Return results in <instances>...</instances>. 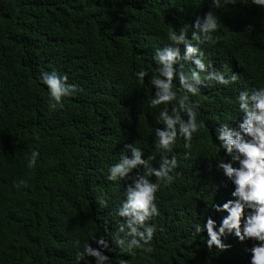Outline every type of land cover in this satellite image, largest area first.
<instances>
[{"label":"trees","instance_id":"16d2710c","mask_svg":"<svg viewBox=\"0 0 264 264\" xmlns=\"http://www.w3.org/2000/svg\"><path fill=\"white\" fill-rule=\"evenodd\" d=\"M208 11L219 27L202 46L205 62L238 79L228 86L206 81L190 96L198 102L200 132L188 149L178 138L175 179L158 191L160 215L150 221L157 228L154 250L133 256L112 243L121 220L115 209L131 180L109 181L107 169L129 143L142 148L144 158L155 154L152 163L159 166L154 130L162 127L155 120L162 105L149 107L155 92L149 79L157 67L152 56L171 43L170 29L190 26ZM140 68L149 72L142 86L134 76ZM52 69L82 89L59 109L50 106L38 79ZM174 86L179 88L175 79ZM259 87L264 8L250 0L220 8L212 0H0V264H79L76 254L85 240L97 247L89 232L109 240L111 264H250L255 241L227 234L222 239L229 249H209L206 230L196 235L194 224L210 216L218 228L227 212L212 205L235 199L234 185L217 168L221 158H231L215 129L224 122L237 127L243 114L236 96ZM34 149L37 162L28 168ZM20 179L28 184L17 190ZM85 261L95 264L91 256L80 264Z\"/></svg>","mask_w":264,"mask_h":264},{"label":"clouds","instance_id":"9594fccd","mask_svg":"<svg viewBox=\"0 0 264 264\" xmlns=\"http://www.w3.org/2000/svg\"><path fill=\"white\" fill-rule=\"evenodd\" d=\"M236 2L237 0H212V5L220 8ZM250 3L264 8V0H250ZM218 27L217 15L208 11L203 17H197L190 26L184 25L179 30L170 29L167 35L171 43L154 50L152 60L157 66L156 74L150 76L149 83L155 88V92L149 101V107L162 105L155 117L162 127L154 130V148L160 154L159 166H153L155 154L144 158L142 148L129 143L124 146L126 153H122L119 160L107 169L106 178L109 181L131 180L124 191V199L115 209V215L121 220L112 233V243L121 252L134 256L135 250L144 253H152L154 250L151 242L157 228L150 221L160 215L157 206L158 191L162 185H170L175 179L173 172L178 167V158L174 148L179 137L184 140V148H190L193 135L199 134L203 123L197 120L198 102L191 101L190 96H196L200 85L206 81L228 86L238 79L226 67L218 69L205 62L202 46L213 40L212 33ZM180 45H183V52ZM186 64L190 65L187 69ZM134 76L136 83L142 86L149 72L140 68ZM38 79L48 89L49 104L53 109L62 108L64 98L82 91L78 85L68 82L67 75H62L55 69L41 71ZM174 79L178 81L179 88L174 86ZM236 103L243 114L238 126L230 127L229 123L224 122L219 123L215 129L219 147L231 158L228 162L221 158L217 168L234 185L231 195L235 199L212 205L216 211L227 212L218 228L216 221L209 216L206 223L194 224V234L198 235L206 230L207 247L212 249L215 246L221 251L231 247L222 239L227 234L234 235L240 241L251 239L255 243L248 250L251 253L250 264H264V87L241 90L236 96ZM38 155L37 150L31 151L28 168L36 165ZM187 156L188 153L185 152L184 158ZM134 169L141 171L130 176ZM153 176L155 180L150 179ZM27 184V180L20 179L14 181L13 186L20 190L26 188ZM98 202L102 208L107 207L105 199L99 198ZM89 239L97 247L85 240L83 250L76 254L79 264L86 256L95 258V264H111V259L105 252L115 249L110 247L109 240L104 235L97 237L93 232H89ZM85 264L89 262L85 261Z\"/></svg>","mask_w":264,"mask_h":264}]
</instances>
